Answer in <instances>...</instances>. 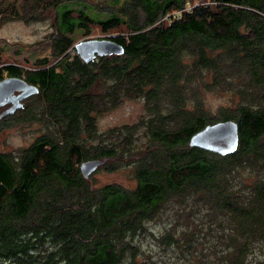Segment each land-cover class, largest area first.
<instances>
[{"label": "trees", "instance_id": "1", "mask_svg": "<svg viewBox=\"0 0 264 264\" xmlns=\"http://www.w3.org/2000/svg\"><path fill=\"white\" fill-rule=\"evenodd\" d=\"M5 1L2 20L53 13L55 61L26 70L3 65L0 54V81L24 75L39 88L0 129L20 116L48 131L28 157L0 155V264H149L137 239L169 202L174 223L200 212L214 225V264H264L254 256L257 248L264 257V0ZM93 26L113 33L102 37L124 53L89 63L72 54L75 34ZM209 93L226 98L216 113ZM126 98L143 99L147 116L95 142L98 117ZM223 120L239 125L234 154L189 146ZM141 125L146 141L138 143ZM46 154L60 157H39ZM92 159H106L108 170L134 166L136 188L90 184L80 165ZM195 218L192 231L172 226L160 242L196 249Z\"/></svg>", "mask_w": 264, "mask_h": 264}, {"label": "rangeland", "instance_id": "2", "mask_svg": "<svg viewBox=\"0 0 264 264\" xmlns=\"http://www.w3.org/2000/svg\"><path fill=\"white\" fill-rule=\"evenodd\" d=\"M90 1L98 3L102 0ZM7 2L8 0L5 1V3ZM206 2L207 0H199L195 3V6ZM52 14L51 12L48 18L36 20H26L24 18L2 20L0 17L1 63L3 65L16 64L26 70L35 69V64L45 57L49 58L50 63H53L55 59L50 56L51 39L49 38L55 30ZM91 31L90 34H85L84 31L76 33L74 36L75 45L81 40L105 39L102 36L113 34L110 32L105 34L96 26H93ZM71 53L77 54L76 49L75 51L72 49ZM31 101H34L33 97L28 98L26 104L31 103ZM207 103L212 112L216 113L221 105L226 104V98L209 93L207 95ZM146 116L143 99L126 98L117 108L115 107L105 115L98 117L97 125L103 138L100 136L95 142L112 141L116 136H113L112 131L116 133L118 129L124 126L138 125ZM19 119L20 116L9 120V122L13 121V123L9 124V126L5 123L0 129V153L15 159H19V155H22L32 143L48 132L46 126L40 122L21 123ZM135 136L139 137L138 143L146 141L144 125L140 126ZM112 165L110 164L109 166L112 167ZM119 167L115 170H108L106 166L101 165L92 175L89 183L95 187H102L112 182L120 183L128 191L136 188L135 167L128 165ZM199 213L191 214V217H196L197 229H195L194 239L198 241L197 248L190 251L178 249L176 246H168L161 243L159 238L172 226L175 232L178 231V234L188 229L192 231L191 226L188 228V222L191 217L186 219L185 215L184 219H181L178 224L174 223L173 205L171 202L165 203L157 216L146 223L145 230L137 239L141 250L145 253L143 258L146 262L148 261L149 264H199L200 259L198 258L201 257V251H203L206 264H214L215 254L211 250L209 251V248L218 241L219 236L217 234L219 232L217 231L216 233L214 225L211 226L210 222L202 217L201 214V218L197 217ZM182 239L184 240L183 236ZM199 242L203 244H199ZM191 253H194V256H191ZM254 256L264 260L263 255L257 248Z\"/></svg>", "mask_w": 264, "mask_h": 264}, {"label": "water", "instance_id": "3", "mask_svg": "<svg viewBox=\"0 0 264 264\" xmlns=\"http://www.w3.org/2000/svg\"><path fill=\"white\" fill-rule=\"evenodd\" d=\"M77 55L85 63L94 61L98 56L122 55L124 46L111 39L81 40L75 45ZM39 91L35 85L29 84L24 75L22 77H7L0 81V106L10 102L12 105L0 113V119L14 114L23 107L22 101ZM19 92L18 94H15ZM239 125L234 120H223L206 125L195 133L189 141L190 147L201 148L222 156L234 154L239 148ZM106 159H92L83 161L80 170L84 178L105 163Z\"/></svg>", "mask_w": 264, "mask_h": 264}, {"label": "flooded vegetation", "instance_id": "4", "mask_svg": "<svg viewBox=\"0 0 264 264\" xmlns=\"http://www.w3.org/2000/svg\"><path fill=\"white\" fill-rule=\"evenodd\" d=\"M7 77H15V76H6V77H4V78H7ZM25 80L27 81V79L25 78ZM29 84H31L29 81H27ZM19 92H16L15 94H18ZM32 96V95H31ZM28 98H30V96L29 97H27V98H25L23 101H22V103H23V107L22 108H24V106L26 105V100L28 99ZM12 105V103H10V102H7V103H5V105L4 106H0V113L1 112H3L4 110H6V109H8L10 106ZM17 112V111H16ZM15 112V113H16ZM42 138H43V136H41L40 138H38L34 143H32L30 146H29V148H31L37 141L39 142V141H42ZM29 148H27L26 150H28ZM50 149V146H49V148H48V150ZM0 155H5V156H7V157H9L8 155H6V154H4V153H0ZM18 157H28V155H19ZM39 157H60L59 155H55V156H52V155H48V154H46V155H41V156H39ZM67 157H70L69 155L67 156ZM73 157V156H72ZM101 167V166H100ZM99 167V168H100ZM99 168H97V170L99 169ZM96 170V171H97ZM95 171V172H96ZM95 172H93L91 175H90V177L88 178V180H91L92 178V175L95 173Z\"/></svg>", "mask_w": 264, "mask_h": 264}, {"label": "bare ground", "instance_id": "5", "mask_svg": "<svg viewBox=\"0 0 264 264\" xmlns=\"http://www.w3.org/2000/svg\"><path fill=\"white\" fill-rule=\"evenodd\" d=\"M210 1V0H209ZM204 2V1H203ZM213 4V3H212ZM193 9V8H192ZM170 100V99H169ZM165 101V100H164ZM167 102V101H166Z\"/></svg>", "mask_w": 264, "mask_h": 264}]
</instances>
